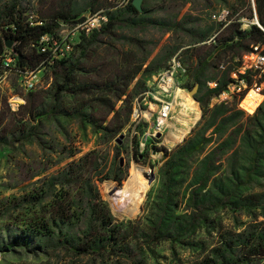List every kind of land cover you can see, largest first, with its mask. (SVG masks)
<instances>
[{
    "label": "rangeland",
    "instance_id": "obj_1",
    "mask_svg": "<svg viewBox=\"0 0 264 264\" xmlns=\"http://www.w3.org/2000/svg\"><path fill=\"white\" fill-rule=\"evenodd\" d=\"M133 1L108 0L99 12L120 20L91 44L62 26L71 50L56 64L22 68L5 46L0 264H264V67L245 69L253 46L240 38L262 27L257 0H145V24L123 12ZM86 3L0 0V40L12 13L35 28L71 8L88 17ZM64 62L74 82L61 92ZM174 63L173 109L158 127V85Z\"/></svg>",
    "mask_w": 264,
    "mask_h": 264
},
{
    "label": "trees",
    "instance_id": "obj_2",
    "mask_svg": "<svg viewBox=\"0 0 264 264\" xmlns=\"http://www.w3.org/2000/svg\"><path fill=\"white\" fill-rule=\"evenodd\" d=\"M87 8L91 9V13H97L102 9L108 8V0H86ZM123 12L132 15L135 17V19H139L138 23L145 24V20L141 18V16L145 13V11L139 12L134 6L133 2L131 5L124 10ZM257 13L260 20V23L262 27L253 26L252 30L250 32L244 33V36H241L240 38L249 41L250 45L252 46H259L264 45V0H257ZM81 15L75 12L73 8L66 10V11H59L56 12L53 16L49 17L48 19L44 18L43 22L45 23L43 26H37L35 28H31L28 26H25L23 23V20L21 18H18L15 16V13H12L10 15V19L7 26L14 27V29H11V33L5 36L6 41H13L15 47H12V50L17 53L18 55V63L19 65L24 67H29L32 69L39 68L42 64L49 62V56L48 54L44 53H38L37 50L33 49V46L38 45L39 42L42 39V37L46 35H53L57 36L61 29V24L65 23L68 25H75L79 23L82 19H80ZM120 20L119 17H110L108 24L102 29V31L95 33L92 35V37L89 39L88 44L93 43L98 35L107 34L109 33L113 28L115 23ZM232 40V39H231ZM6 42L4 43L2 40H0V56L3 55L6 51ZM232 49H235L236 55L239 56L240 47H233ZM29 51V53H28ZM251 52V51H250ZM67 62H64L60 64L58 67H62V73L64 75L65 79V86L61 87V92L66 89L67 86L70 84H73L74 79L72 78V73L74 70V65L69 64L66 66ZM251 73L247 74L246 76H243V79H246V82L249 87H252L253 85V78H251ZM228 90L227 85H222L221 87L215 89L211 92L210 96L208 97V101H210L213 98H217L221 96L224 92ZM254 94H250L249 100L246 103V107L248 109H251L253 106H255L254 103ZM250 107V108H249ZM36 230L40 232V234H48L50 235L51 232L49 231L48 224H37ZM45 235V234H44ZM261 244H264L261 243ZM258 245L254 250L252 251L253 254H259L261 253L260 249H262V245ZM66 248H70L71 250H75L77 252L82 253H93L97 254L100 252L101 248L98 247H88V248H78L73 247L69 243H65ZM202 264H212L211 261H205Z\"/></svg>",
    "mask_w": 264,
    "mask_h": 264
},
{
    "label": "built area",
    "instance_id": "obj_3",
    "mask_svg": "<svg viewBox=\"0 0 264 264\" xmlns=\"http://www.w3.org/2000/svg\"><path fill=\"white\" fill-rule=\"evenodd\" d=\"M118 5V7L125 8L130 3V0H113ZM230 17L229 11H222L219 15H215L214 19H216L221 24H226L228 18ZM109 19L104 11L91 13L88 17L83 18L79 23L75 25H68L65 23L61 24V27L64 25L67 26H74L73 33L69 36V38H74L76 36L82 37H90L97 32L102 31V29L108 24ZM40 26H43L45 23L43 21L37 23ZM40 53L48 54L49 62L55 64L58 61H61L62 58L67 55L70 50L71 46L67 40V37L60 38L53 35H46L42 37L39 42ZM253 51L251 52L249 59L250 65L245 69L250 70H258L264 67V47L262 46H253ZM5 64L9 67L11 65L10 58L5 59ZM177 72V64L174 65L164 74L162 77L158 88L160 92L156 94L157 101L161 104V109L159 111L158 117V127H162L167 119L170 117L172 111V103L170 102V97H172V90L176 86L175 83V75ZM25 82L26 87L29 91H34L37 85V73L34 72H26L25 73ZM242 86L247 88V82L245 80L241 81ZM241 89V88H240Z\"/></svg>",
    "mask_w": 264,
    "mask_h": 264
},
{
    "label": "water",
    "instance_id": "obj_4",
    "mask_svg": "<svg viewBox=\"0 0 264 264\" xmlns=\"http://www.w3.org/2000/svg\"><path fill=\"white\" fill-rule=\"evenodd\" d=\"M144 1H145V0H134V1H133V6H134L139 12H142V11H143ZM6 45H7V47L10 49V48H12L13 43L8 41V42L6 43ZM197 92H198V87H195L194 90L189 91V95H190L193 99H195V95L197 94Z\"/></svg>",
    "mask_w": 264,
    "mask_h": 264
},
{
    "label": "bare ground",
    "instance_id": "obj_5",
    "mask_svg": "<svg viewBox=\"0 0 264 264\" xmlns=\"http://www.w3.org/2000/svg\"><path fill=\"white\" fill-rule=\"evenodd\" d=\"M172 106H173V102H172V104H171ZM172 109H173V107H172ZM135 196H136V194H135ZM135 198V197H134ZM131 199V198H130Z\"/></svg>",
    "mask_w": 264,
    "mask_h": 264
}]
</instances>
